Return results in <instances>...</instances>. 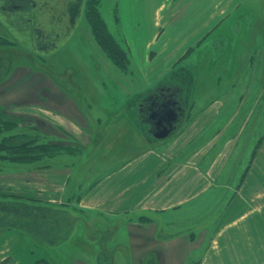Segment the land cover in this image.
I'll return each instance as SVG.
<instances>
[{
	"label": "crops",
	"instance_id": "crops-1",
	"mask_svg": "<svg viewBox=\"0 0 264 264\" xmlns=\"http://www.w3.org/2000/svg\"><path fill=\"white\" fill-rule=\"evenodd\" d=\"M253 2L256 5L248 6L224 32L212 27L170 68L156 74L154 82L127 94L116 108L105 106L110 112L103 124V138L93 125L101 127L90 119H75L83 123L91 138L98 136L106 144L120 145L125 136H131L139 149L78 191L73 204H60L69 183V167L41 168L20 160L2 161L0 192L5 195L0 203H25L67 214L71 223L64 232L65 240L69 244L73 240L72 247L81 254L99 251L83 234L87 224L104 227L107 223L115 238L127 242L120 253L131 254L132 263L144 253L158 251L161 264H187L191 259V264H264V110L256 118L245 148L238 144L242 134L236 135L242 119L240 107L249 103L250 92H255L258 79L264 77L255 69L260 61L264 71V0ZM254 41L258 48L253 47ZM129 57L134 61L133 55ZM241 58L247 62L244 73L238 70ZM242 76L258 80L248 84L246 98L237 85ZM203 78L210 81L208 87L200 85ZM164 83L179 88L176 98L183 113L173 133L159 140L140 119L138 102ZM225 89L242 93L237 106L230 108L228 99L221 97ZM13 90L22 93L21 88ZM35 106L44 111L39 102ZM225 108L231 111L226 117ZM45 112L53 118L59 115L49 108ZM66 118L73 123V118ZM187 210L197 219L192 223L183 219L186 222L176 226L177 217L187 216ZM2 214L0 235L17 234L18 249L28 243L44 247L29 234L25 216L15 215L12 224V212ZM59 228L54 225L56 235ZM160 230L166 236L150 239ZM61 243L53 247L58 254ZM150 256L143 261L154 264ZM74 264L86 263L77 260Z\"/></svg>",
	"mask_w": 264,
	"mask_h": 264
},
{
	"label": "rangeland",
	"instance_id": "rangeland-1",
	"mask_svg": "<svg viewBox=\"0 0 264 264\" xmlns=\"http://www.w3.org/2000/svg\"><path fill=\"white\" fill-rule=\"evenodd\" d=\"M253 1L250 0L249 3L248 0H85L84 16L78 31L71 36L70 28L67 27L58 34L59 45L61 42L64 45L59 46L62 52L54 61L31 56L29 51L18 52L16 48L20 45L12 39L14 34L11 37L10 29H7V26L4 28L0 26V61H8L9 56L11 62L22 65L13 75H8L10 78L7 77L5 84H0V167L2 161H12L21 155L36 154L40 155L39 158L20 161L34 162L41 168L52 165L69 167V183L60 204H73L78 191L83 190L107 169L119 164L139 149L136 148L131 136H125L120 145L118 142L106 144L101 140L106 130L103 124L108 120L110 112L105 106L116 108L127 94H133L135 93L133 91L154 82L156 74L170 68L186 49V52H189V46L193 47L205 33L211 31L212 27L214 31L224 32L240 15L249 10L248 6L256 5ZM2 2L4 5L3 0ZM17 2H12V6L17 7ZM22 4L27 7L26 12L29 16L30 1L27 3L22 1ZM90 6L96 7L106 32L103 33L99 24L87 15L86 11ZM59 9L56 14L61 17ZM4 16L5 21L15 20L17 25L13 27H18L22 31L30 27L24 13L14 11L10 14L5 13ZM25 34L22 36L26 37ZM110 38L119 42L124 50H129H125L126 62L120 66L114 53L106 48L111 42ZM24 40L26 44L27 40ZM257 43L254 41L253 47L258 48ZM7 47L11 48V51ZM130 54L133 55L134 61H130ZM35 61H38L39 65L37 62L35 64ZM40 63L43 66H40ZM256 64L258 67L255 69L261 71L257 75H263V62L258 61ZM246 65L247 62H243L241 58L238 67L240 73L245 72ZM34 66L53 74L50 77L42 75V84L39 86L43 89L39 88L40 92L37 95L32 94L35 82H31V79L38 81L40 75L39 72H34ZM138 69L141 73L137 72ZM23 75L29 80L20 87L19 80ZM258 80L260 83L257 84L254 93L250 92L249 103L244 106L246 110L243 111L244 107H240L239 114L242 119L236 131V135L238 132L242 134L238 143L240 149L246 147L255 120L264 110V77ZM258 80L256 77L240 78L237 85L241 89L240 92L244 90L243 98H246L250 91L248 84L251 83L252 86L254 81ZM209 82L204 78L202 81L200 79L202 86L208 87ZM13 85L14 87H10ZM12 88L17 90L21 88L22 93H14ZM65 91L69 92L67 93L69 98ZM220 95L225 100L228 99L230 108L237 106L243 96L242 93L232 94L226 89ZM208 96L214 97V93H209ZM18 102H26L27 106H22ZM38 102L40 106L43 105V112L37 110L35 105ZM45 108L57 111L63 117L58 115L57 118H53L50 113L45 112ZM78 108H82L83 111ZM66 116L73 118V123L68 121ZM81 118L86 121L90 119V122L101 127L94 128L93 125L94 130H100L101 138L98 136H95V139L91 138V133L83 127V123L75 120ZM243 121L247 124L244 125ZM4 195L5 193L0 192V200ZM4 212L0 210V213ZM186 212L187 216L177 217L176 226H181L186 221L192 223L197 219L193 211ZM70 223L69 219L63 221L59 232H65ZM16 235H0V264H61L64 258L67 260L68 252L76 257L83 255L77 248L72 247L73 240L70 244L66 241L61 243L64 250L60 246L59 254L56 248L49 250L45 244L42 249L41 246L30 243L18 249L19 239ZM80 241L83 240L80 238ZM84 256L89 257V262H92V254Z\"/></svg>",
	"mask_w": 264,
	"mask_h": 264
},
{
	"label": "flooded vegetation",
	"instance_id": "flooded-vegetation-1",
	"mask_svg": "<svg viewBox=\"0 0 264 264\" xmlns=\"http://www.w3.org/2000/svg\"><path fill=\"white\" fill-rule=\"evenodd\" d=\"M0 0V26L4 28V26H7V29H10L12 35L14 34V37L12 39L16 41V44L19 43L20 47L16 48L18 52H24L29 51L31 56H38L40 59L43 60V58H47L48 60H56L58 59V55L62 52V49L59 47L60 45H64V43L58 42V34L60 32H63L64 30L69 27V33L71 32V36L74 35L78 31L79 25L81 26L83 16H84V7H85V0ZM17 2V7L12 6V2ZM22 1L25 3L29 2L31 3V10L29 9L30 15H27L26 9L27 7L22 4ZM11 7L17 8L16 10L12 9ZM60 8V9H59ZM58 9L61 11V17H59L56 13ZM18 13H24L25 19L29 24V28H26L27 30L22 31L18 27H13L17 25V22L15 20H6L4 14H10L11 12ZM4 13V14H3ZM12 17V16H11ZM21 22V21H20ZM63 29V31H62ZM24 32H27L26 34ZM6 33V32H5ZM10 35L9 33H6ZM22 34H25L26 37L22 36ZM26 39L27 43L25 44ZM15 44V45H16ZM8 49L11 48L7 47ZM3 50V49H2ZM15 50V49H14ZM30 58V57H29ZM31 59V58H30ZM8 61H0V84H5L6 81L10 78L8 75H13L19 67L22 65L20 64H14L11 62V59L8 56ZM37 62V65H39L38 61H35V64ZM34 64V63H33ZM40 66H43L42 63H40ZM35 70L34 72H39V79L32 80L31 82H35V87L33 88L34 93L32 94H39L41 87L39 86L42 84V75L44 76H52L53 74L45 69H42L39 66H34ZM8 73V74H7ZM8 77V79H7ZM36 78V77H35ZM28 77L26 75L21 76V79L19 80V85L21 87V84L27 83ZM10 87H14L10 86ZM3 88H5L3 86ZM14 89V88H12ZM43 89V87H42ZM41 89V90H42ZM179 91V88H175L172 85L164 83L163 85L157 86L152 92H150L147 96L153 95V97H157L158 99H162L165 94H168L169 92H173L174 95L178 96L177 92ZM30 92V91H28ZM67 93L69 92H66ZM146 96V97H147ZM68 97V95H67ZM146 97H143L138 103L140 104L141 101H143ZM69 98V97H68ZM74 98V97H73ZM25 99V97H24ZM142 103V102H141ZM142 104H146L145 102ZM224 117H226L231 111L229 109H224ZM82 111V110H81ZM140 116L141 113L139 112ZM95 139V138H94ZM134 144H136L134 142ZM13 212V210L16 212V216L23 217L25 216L26 219V227L28 229V232L30 235H32L34 238H36L39 242H43L47 247L50 249H53L54 246H56L58 243H61L63 240L66 239V234L54 231V225H61V223L68 219L67 214H62L61 212H55L51 209H43L41 208L24 211L25 207L21 204H4L0 207V210L8 212V210ZM26 212V213H25ZM29 212V213H28ZM26 215H25V214ZM1 214V213H0ZM27 214L31 216V219H28ZM3 215V214H2ZM14 215V214H13ZM15 216V215H14ZM12 217V220L10 223L15 224L16 221L13 219H16L15 217ZM7 218V217H6ZM4 218L0 217V223L4 222ZM33 219V220H32ZM67 226V225H66ZM65 227V226H64ZM83 231V230H82ZM83 234L86 236L87 241L90 243H96V245L99 248V251L97 254H93L91 257V261L89 262V257L83 255L79 256H73L71 252L66 251L68 254L67 260L64 258L63 262H60L61 264H74L77 262V260H82L86 264H147L143 261V258H145L147 255H151L150 258L154 259V264H161L160 260V252L158 251H151L149 253H144L141 255L136 263H132L130 256L126 255V253H120V250L125 247H127V242L125 240L117 239L113 236V230L112 226L108 225L107 223H104V227L99 226H93L91 223H88L85 227V231H83ZM166 236V233L164 231H158L155 235L151 236L150 239L152 240H159L160 238H163ZM66 241V240H65ZM111 241V242H109ZM144 241H147V237L144 238ZM58 242V243H57ZM109 244V245H108ZM118 250V255H116V251ZM87 255V254H86ZM120 257V258H119ZM149 258V259H150ZM192 259L187 263L191 264ZM151 263V262H149Z\"/></svg>",
	"mask_w": 264,
	"mask_h": 264
},
{
	"label": "water",
	"instance_id": "water-1",
	"mask_svg": "<svg viewBox=\"0 0 264 264\" xmlns=\"http://www.w3.org/2000/svg\"><path fill=\"white\" fill-rule=\"evenodd\" d=\"M162 99L147 96L139 104L140 119L149 124V132L156 139L167 138L176 129L183 113L181 104L173 92L163 95Z\"/></svg>",
	"mask_w": 264,
	"mask_h": 264
},
{
	"label": "trees",
	"instance_id": "trees-1",
	"mask_svg": "<svg viewBox=\"0 0 264 264\" xmlns=\"http://www.w3.org/2000/svg\"><path fill=\"white\" fill-rule=\"evenodd\" d=\"M89 3H91V1L89 2ZM86 13H87V15H89L91 18H92V20L94 21V22H96V24H99V26L101 27V29H102V31H103V33H104V31L106 32V28H105V26L103 25V21H102V19H100V17H99V14H98V11L96 10V7H88V9H87V11H86ZM96 30V29H95ZM101 31V30H100ZM105 35V34H104ZM111 42H109V44L106 46V48L110 51V52H112V53H114V55L116 56V58L118 59V65L120 66V65H122L123 64V62H126V56H125V50H124V48H122V46L120 45V43L118 42L117 43V41L116 40H112L111 38L109 39ZM46 145V144H45ZM44 145V146H45ZM39 156L40 155H38V154H36V155H31V156H29V155H21V156H18V157H16V158H14V160H12V161H18V160H26V159H31V160H34V159H37V158H39ZM14 204H16V203H14ZM0 205H4V203H0ZM23 205H26L25 206V210L24 211H29V210H31L32 211V209H34L35 211H36V209H38V208H41V210H43V209H45V210H47L48 208L47 207H41V206H35V205H27V204H25V203H23ZM8 211H9V209H7ZM38 210H40V209H38ZM25 212V213H26ZM6 213V212H5ZM24 213V214H25ZM29 213V212H28ZM17 215L16 214V212L13 210V212H12V216H14V215ZM2 213L0 214V217L1 218H3L2 216ZM26 215V214H25ZM27 216H28V219H31V216L29 215V214H27ZM33 220V219H32Z\"/></svg>",
	"mask_w": 264,
	"mask_h": 264
}]
</instances>
